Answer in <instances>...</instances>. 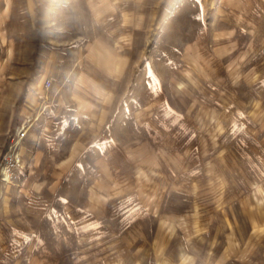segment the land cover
Returning a JSON list of instances; mask_svg holds the SVG:
<instances>
[{
	"label": "rangeland",
	"instance_id": "374dc122",
	"mask_svg": "<svg viewBox=\"0 0 264 264\" xmlns=\"http://www.w3.org/2000/svg\"><path fill=\"white\" fill-rule=\"evenodd\" d=\"M22 127L0 264H264V0H0Z\"/></svg>",
	"mask_w": 264,
	"mask_h": 264
},
{
	"label": "built area",
	"instance_id": "2783aa9c",
	"mask_svg": "<svg viewBox=\"0 0 264 264\" xmlns=\"http://www.w3.org/2000/svg\"><path fill=\"white\" fill-rule=\"evenodd\" d=\"M52 81L49 78L44 79L43 86L45 88L50 87ZM26 136V131L22 127L19 131L15 133V142L13 145L11 144L10 147H8L1 159L0 163V175L2 178L11 179L12 177L15 178L17 171L22 168L23 162H22V156L19 153L18 148L15 147L16 143L21 141Z\"/></svg>",
	"mask_w": 264,
	"mask_h": 264
},
{
	"label": "snow or ice",
	"instance_id": "6c2138e0",
	"mask_svg": "<svg viewBox=\"0 0 264 264\" xmlns=\"http://www.w3.org/2000/svg\"><path fill=\"white\" fill-rule=\"evenodd\" d=\"M91 227H96V225H92ZM84 231H87L88 229L87 228H85V229H83Z\"/></svg>",
	"mask_w": 264,
	"mask_h": 264
},
{
	"label": "crops",
	"instance_id": "0c3cea01",
	"mask_svg": "<svg viewBox=\"0 0 264 264\" xmlns=\"http://www.w3.org/2000/svg\"><path fill=\"white\" fill-rule=\"evenodd\" d=\"M44 82V81H43Z\"/></svg>",
	"mask_w": 264,
	"mask_h": 264
}]
</instances>
